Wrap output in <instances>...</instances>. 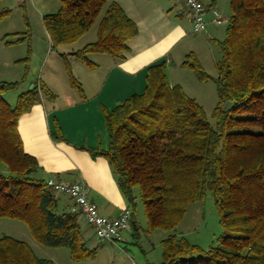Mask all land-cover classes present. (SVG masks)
Masks as SVG:
<instances>
[{
    "label": "trees",
    "instance_id": "1",
    "mask_svg": "<svg viewBox=\"0 0 264 264\" xmlns=\"http://www.w3.org/2000/svg\"><path fill=\"white\" fill-rule=\"evenodd\" d=\"M43 25L51 47L77 42L97 17L96 38L60 53L69 85L83 96L67 56L89 66L92 54L122 60L137 25L114 0H58ZM207 7L215 0H208ZM205 6V7H206ZM224 38L218 41L213 79L217 100L212 122L195 98L170 84L168 63L149 65L145 87L112 109H102L108 146L84 148L104 157L130 210L140 202L146 231H166L160 241V264H264V0H230ZM0 9V21L8 15ZM181 66L205 79L189 52ZM23 80V79H22ZM17 95L13 105L4 93L19 82L0 81V218L23 222L30 236L48 247H66L71 260L95 255L81 234L78 214L58 209L59 195L39 176L37 158L26 152L18 129L34 103L53 94L42 82ZM63 138L60 129L51 132ZM209 193L222 232L203 249L175 232L191 203ZM0 264H54L37 256L23 240L0 236Z\"/></svg>",
    "mask_w": 264,
    "mask_h": 264
},
{
    "label": "rangeland",
    "instance_id": "2",
    "mask_svg": "<svg viewBox=\"0 0 264 264\" xmlns=\"http://www.w3.org/2000/svg\"><path fill=\"white\" fill-rule=\"evenodd\" d=\"M126 1L134 4L139 3L140 0H119L125 8ZM141 1H144V6L150 3L152 6H163L167 0ZM202 1L204 4L209 2L208 0ZM229 1H214L222 22L220 24L214 22L216 24L213 26L214 32H209L207 36L189 32L186 40L176 49V57L168 68L170 79L179 84L188 96L196 99L209 122L213 121L211 111L217 100L213 79L217 76L215 61L219 56L218 41L222 40L225 35L226 18L230 14ZM181 3L182 0H179V5ZM58 6V0H0V9L9 10L8 15L0 21V81L19 82L17 88L3 95L11 105L15 103L17 95L28 89L29 85L33 84L32 82L41 81L51 93L65 98V92L70 87L60 53H68L81 48L96 38V27L100 17L95 19L90 29L77 42L52 48L42 18L45 14L56 11ZM137 6L139 7L138 4ZM196 37L200 39L203 37L202 41ZM189 52L199 62L207 78L199 79L189 67L180 65ZM89 59L96 63L101 59H109V57L105 54H92ZM187 59L193 62L190 57ZM67 60L70 68L72 66L73 76L81 84V80H84L88 73L86 64L71 56H67ZM81 88L80 93L84 95L82 84ZM70 90L75 93L73 89ZM44 96L43 91L39 92L40 100L32 106L38 111V116L41 115L40 109L44 106L43 101H48V98L44 99ZM32 114H26L21 121H26V117ZM20 129L24 136V128L20 126ZM27 150H29L28 147ZM134 220L138 225L136 231L129 230L128 235H125L127 231L125 230L122 233L123 240L107 242L91 238L88 246L96 248L95 255L79 261L71 260L66 247H48L37 243L30 236L26 225L15 219L0 218V236L9 235L25 241L37 256L50 259L54 264H160V241L167 232L155 230L148 233L146 231V221L140 202L136 204ZM175 232L203 249L215 243L222 229L209 193H206L203 200L189 204L185 217L176 227Z\"/></svg>",
    "mask_w": 264,
    "mask_h": 264
},
{
    "label": "crops",
    "instance_id": "3",
    "mask_svg": "<svg viewBox=\"0 0 264 264\" xmlns=\"http://www.w3.org/2000/svg\"><path fill=\"white\" fill-rule=\"evenodd\" d=\"M114 1L137 25V34L126 43L128 50L124 58L117 61L108 56L109 59H101L92 66L85 63L88 73L81 80L85 93L83 96L68 83L76 94L70 89L65 92V98L52 93L47 102L43 101L40 116L35 107H32L26 113H33L32 116L21 121L26 115L24 114L18 124L25 151L34 155L39 162L40 177L82 182L87 187L88 199L107 218L117 217L126 208V202L107 160L102 156L92 157L84 148H107L108 134L102 109L110 110L130 95L141 93L145 87L146 68L161 60L168 64L173 63L176 49L186 40L189 32H192L191 19L184 0L181 5L179 0H167L163 6L154 5L155 7L151 3L144 6V1L141 0L134 4L126 1V8L119 0ZM213 9L216 10L215 5L205 7L204 19L207 27L199 33L201 36L214 32L213 26L216 24ZM196 38L202 41L203 37ZM168 68L169 65L168 81L174 84ZM20 126L24 128V136ZM58 128L63 138L55 140L51 137V132ZM58 195L59 211L71 210V199L61 193ZM78 220L83 240L89 248V241L96 237L83 217L78 216ZM129 230H133L131 225L125 235H128Z\"/></svg>",
    "mask_w": 264,
    "mask_h": 264
},
{
    "label": "built area",
    "instance_id": "4",
    "mask_svg": "<svg viewBox=\"0 0 264 264\" xmlns=\"http://www.w3.org/2000/svg\"><path fill=\"white\" fill-rule=\"evenodd\" d=\"M191 19V31L200 33L205 30L204 19L205 6L202 0H184ZM214 22L220 24L222 18L213 9ZM47 185L54 191L66 195L73 202L71 212L77 213L84 218L87 225L92 229L94 236L101 241L115 242L122 240V233L129 228L130 210L124 208L115 218H107L101 215L96 205L88 199L87 187L79 181L67 182L47 179Z\"/></svg>",
    "mask_w": 264,
    "mask_h": 264
},
{
    "label": "water",
    "instance_id": "5",
    "mask_svg": "<svg viewBox=\"0 0 264 264\" xmlns=\"http://www.w3.org/2000/svg\"><path fill=\"white\" fill-rule=\"evenodd\" d=\"M33 87V84H30L28 87V90H30Z\"/></svg>",
    "mask_w": 264,
    "mask_h": 264
}]
</instances>
